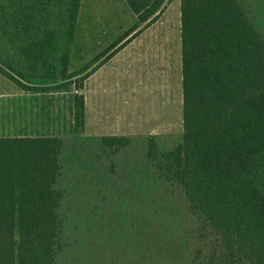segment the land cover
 Wrapping results in <instances>:
<instances>
[{
    "label": "trees",
    "instance_id": "16d2710c",
    "mask_svg": "<svg viewBox=\"0 0 264 264\" xmlns=\"http://www.w3.org/2000/svg\"><path fill=\"white\" fill-rule=\"evenodd\" d=\"M125 1L138 19L130 32L170 0ZM81 3L0 0V73L23 90L75 89L77 133L87 109L78 90L102 64L70 69ZM180 11L183 137L162 149L149 134L144 147L155 177L184 194L197 239L213 235L209 250L181 245L180 226L143 187L108 203L111 187L97 181L111 182L113 164L67 186L66 139L0 136V264H264V0H180ZM96 139L108 156L133 140ZM99 190L108 211L121 200L111 227L97 220Z\"/></svg>",
    "mask_w": 264,
    "mask_h": 264
},
{
    "label": "rangeland",
    "instance_id": "374dc122",
    "mask_svg": "<svg viewBox=\"0 0 264 264\" xmlns=\"http://www.w3.org/2000/svg\"><path fill=\"white\" fill-rule=\"evenodd\" d=\"M137 20L125 0H82L70 69H80L93 60L105 63L112 51L116 53L117 49L131 46V43L143 37L141 40H145L144 43H148L149 47L157 43L158 50L161 45L162 53H167V66L159 58L157 67L161 66V74L155 76L153 73L151 77L148 71L134 74L136 82L140 75L146 77L143 80L140 77L141 91L137 90L132 97L128 96V85L135 80H131L133 71L130 70L128 74L126 66L124 71L111 78L103 73L95 76L93 92L86 90L88 126L83 132L77 133L73 122L75 89L24 91L0 73V136L56 135L66 139V154L71 158L70 168L65 173L67 186L78 185V182H74L78 177H96L98 169H102V174L107 173L110 167L105 163L113 164L115 172L107 175L111 182L107 183L103 178L97 181L102 191L106 184L108 188L111 187L108 203L118 196L122 199L127 197L126 191L131 192L135 186L143 187L146 193L150 192V199L153 195L163 216L180 226L181 245L187 250L202 247L208 251L213 235L209 232L207 240L197 239L195 231L199 224L190 215L184 194L178 187L155 177L144 147V139L149 134L156 135L162 149L173 147L183 137L180 0H170L149 26L141 24L136 30L127 32ZM262 25L264 27V23ZM119 40V44L112 48L113 43ZM142 45L139 41L140 49ZM162 57L165 55L162 54ZM126 62V58H122L119 64L121 66ZM143 62L142 69H147L154 59L148 54L145 60L143 56ZM112 83L117 89H111ZM112 91L114 94L111 95ZM78 92L84 93L85 89H79ZM112 133L125 134L133 140L114 156H108L100 150L96 137ZM95 171V174H90ZM102 191H98L103 198L98 201L102 215L98 214L97 220L111 227L116 216L122 213L119 209L121 200H117L118 208L113 206L108 211ZM83 198L78 197L74 202ZM134 199L128 200L129 205L135 203ZM83 218H88L87 214Z\"/></svg>",
    "mask_w": 264,
    "mask_h": 264
},
{
    "label": "crops",
    "instance_id": "0c3cea01",
    "mask_svg": "<svg viewBox=\"0 0 264 264\" xmlns=\"http://www.w3.org/2000/svg\"><path fill=\"white\" fill-rule=\"evenodd\" d=\"M143 39V37L139 38L138 40H135L133 43H131V46L129 45H126L125 47H122L120 48L119 50L116 51V53H114L110 58H108V60L104 63H102L96 70H94L92 72V74H90V76L85 80V83H84V87L81 88V89H85V92L83 93L85 95V98H86V125L88 126V122H89V115H88V107H87V93L90 91V92H93L92 88H94V83H93V80H94V77L95 76H98L99 74L103 73L108 75L109 78H111L112 76H114L115 74H117L118 72H122L126 69V67H128L127 69V73L129 74L130 73V70H132V78L131 80H133L135 78V75L136 73L138 74H141V73H145V72H149L150 73V76L151 77L154 73L155 76L161 74V66L160 68L157 67L158 63H160L162 60V63L165 64V66H167V53H162L161 51V45H159V49L157 50L156 48V44L155 45H152V46H148V43L145 44V40H141ZM141 42V44H144L142 45L141 49L138 47V42ZM159 44H162L161 42H159ZM151 48H152V51H151ZM149 50V51H148ZM150 54L151 56V59H154V63L153 64H150V67H147V69H142V66L144 65V62H143V56H144V60H145V56ZM162 54L165 55V57L163 58L162 57ZM126 58V64L124 63L122 68H120V64H119V61ZM159 58H160V62H159ZM151 65H154L151 67ZM120 66V67H118ZM126 66V67H125ZM167 71V68L165 67L164 69V73H166ZM152 74V75H151ZM140 77L142 78V80L144 78H146L144 75H140ZM140 77H138V81L136 82V79H134V83H130L128 85V96H133L137 90H140L141 91V86H142V83L140 80ZM98 86V84H97ZM96 86V87H97ZM117 89V87H115V85L112 83V86H111V89ZM23 90V89H22ZM86 90L88 92H86ZM24 91H28V90H24ZM32 92V91H31ZM82 93V92H81ZM96 95L98 94L97 92L95 93ZM110 94H114V92H110ZM116 94V92H115ZM112 134H115V133H112Z\"/></svg>",
    "mask_w": 264,
    "mask_h": 264
}]
</instances>
